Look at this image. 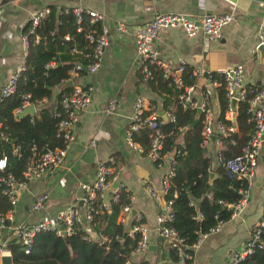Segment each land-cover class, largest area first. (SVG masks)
I'll return each mask as SVG.
<instances>
[{"label": "crops", "instance_id": "crops-1", "mask_svg": "<svg viewBox=\"0 0 264 264\" xmlns=\"http://www.w3.org/2000/svg\"><path fill=\"white\" fill-rule=\"evenodd\" d=\"M49 6L60 11L80 8L101 14L102 24L108 29V45L102 52L101 65L95 73L77 77L74 83L70 79L57 89H72L75 84L90 86L93 92L89 106L78 115L71 129L73 139L68 145L64 165L19 192L12 223L32 224L73 205L82 213L84 207L81 199L85 194L82 187L93 181L98 163L112 158L121 169L114 183L129 194L131 211L134 210L141 217V224L148 233L153 249L144 258L154 264L153 254L169 244V241L159 238L156 218L164 204L163 198L161 202L158 197L160 183L170 168L173 153L169 155L170 161L157 169L145 155L133 152L126 145L125 131L131 118L132 104L137 97L152 106L157 114L168 113L163 110L162 101L149 85L139 78V62L135 58L131 40L119 38L113 27L122 24L133 31L156 14L165 13L182 14L194 21L207 14L229 15L233 21L221 30V39L212 44H205L200 34L187 38L178 29L159 31L155 41L159 58L172 68L181 61L186 68L201 69L207 76H218L221 71L240 65L243 67L245 85L264 90V49L256 50L257 30L264 27V0L9 1L0 6V89L22 63L20 34L27 27L28 16ZM207 76L197 79L195 83L203 84ZM67 82H71L70 86ZM219 90L213 91L209 105L217 118L220 116ZM41 106L55 109L51 102L45 101ZM37 110L34 106V115ZM90 141L93 147L88 146ZM177 143H181V140L178 139ZM211 146L205 156L210 159V174L215 178L213 171L218 168V163L212 142ZM144 181L157 190V199L150 198ZM112 184L110 190L114 189H111ZM40 196L46 197L42 209L36 214L30 213L32 200ZM245 196L243 208L222 224L218 233L202 237L200 243L192 248L191 264H225L230 255L242 251L250 240L251 230L259 223L264 209V143ZM130 221L123 226L126 232L130 229ZM83 229L87 236L95 240L98 238L89 226L83 225ZM131 260L138 261L132 255Z\"/></svg>", "mask_w": 264, "mask_h": 264}, {"label": "trees", "instance_id": "trees-1", "mask_svg": "<svg viewBox=\"0 0 264 264\" xmlns=\"http://www.w3.org/2000/svg\"><path fill=\"white\" fill-rule=\"evenodd\" d=\"M48 8L50 14L40 21L28 37L25 70L17 79L13 95L0 101V159H6L4 173L11 174L16 179L20 178L27 162L32 158V147L35 148L36 155L62 147V141L56 138V127L64 118L58 101L60 96L70 93L71 89L60 91L54 101L52 94L54 89L71 79L70 72L76 64L85 68L92 63L94 44H89L85 36L100 33L99 23L89 24L86 17L81 23V31L76 33L77 25L70 11L58 15L54 7ZM66 36L67 41L64 40ZM73 47L77 54L71 53ZM49 64L53 66L48 67ZM150 70L153 77L147 84L162 101L163 110L173 118V122H162L159 127L163 135L162 153L174 154L171 160L173 176L168 180L163 197L164 203H170L172 214L171 222L166 226L175 231L185 248L184 256L188 259L184 258L182 263L191 264L192 248L198 239L231 218L232 211L227 206L238 202L248 185L243 179L228 177L220 166L213 171L215 178L209 179L210 159L205 156L202 147L201 116L187 107L182 108L177 101L179 92L174 89L170 79L163 77L155 67H150ZM85 74L80 70L77 77ZM183 78L186 84H195L190 69L185 70ZM209 79L220 81L221 76L211 74ZM26 95L38 110L32 118L23 117L18 120L14 111L20 107ZM218 95L219 121L223 122L225 99L221 90ZM42 100L53 103L55 109L50 110L36 104ZM245 111V104L239 105L236 117L238 130L221 141L224 160L239 155L242 144L251 131V123L247 121ZM149 135L148 129L140 130L136 135V141L144 151L147 149ZM178 139L181 143H177ZM130 199L129 194L120 188L117 202L111 203L108 211L93 216L90 230L98 238L105 239L104 243L97 239L87 241L83 225L79 224L65 237L56 236L52 232L37 234L27 255L14 243H9L6 251L13 264H152L145 258L138 262L131 260L139 235L128 237L125 227L116 223L120 208L130 205ZM8 209V203L0 195V213H6ZM136 224L135 220L130 221V227ZM255 231H258V239L252 254L239 264H264V225L253 228L250 235L253 236ZM148 254L151 252L146 255ZM153 256L154 264L180 263L178 250L170 243L163 245Z\"/></svg>", "mask_w": 264, "mask_h": 264}, {"label": "built area", "instance_id": "built-area-1", "mask_svg": "<svg viewBox=\"0 0 264 264\" xmlns=\"http://www.w3.org/2000/svg\"><path fill=\"white\" fill-rule=\"evenodd\" d=\"M69 11L73 15L75 24L77 25L76 33L81 31V23L85 17L89 24L99 23L100 33L98 35L88 34L85 36L89 44H94V47L92 63L84 69L86 74H93L100 68L102 52L108 45V29L102 24L103 16L95 11L80 8L66 9L64 11L55 9L58 15L66 14ZM49 14L50 9L44 8L32 12L28 16L27 27L20 34L21 56L23 60L13 70L11 75H9L0 89V101L13 95L17 79L25 70L24 60L28 53V37L33 33L40 21L45 19ZM232 21L233 19L229 15L214 16L207 14L203 15L199 20L194 21L182 14L165 13L156 14L150 21L136 27L133 31L122 24H116L113 27V31L119 38H128L131 40L135 58L139 62V74L142 82L147 83L152 79L153 76L150 67H155L161 72L163 77L170 79L174 89L179 92L177 101L182 105V108L187 107L195 111V113L198 112V115L201 116L202 127L200 136L202 138L204 154H207L206 152L212 148L211 138L213 137V145L216 148L214 150L215 157L218 166L225 171L228 177L243 179L248 185L254 175L260 158V149L264 143V90L245 85L244 71L240 65L221 71L220 81L210 80L209 76H207L208 78L201 85L196 83L188 85L183 78V74L187 69L185 64L178 61L175 67L168 66L160 60L158 50L155 46L158 32L163 29H178L187 38H192L200 34L205 44L216 43L221 39V30ZM64 40L67 41L68 37H64ZM259 47H264V27H260L257 30L256 50ZM71 53L77 54L75 47L72 48ZM47 66L52 67L53 64ZM82 69L80 65L76 64L70 72L71 80L77 77V72ZM190 75L196 81L197 79H202L205 73L201 69H190ZM72 82L74 83V80ZM215 89H221L225 99L223 122L219 121V118L214 115L209 106L210 101L213 99V91ZM92 92L93 88L90 86L74 84L70 93L60 96L58 106L62 110L64 118L56 127V138L62 141V147L46 150L39 155L34 153L35 148L32 147V158L27 162L20 178L16 179L11 174H5L6 159H0V195L9 205L6 213H0V255L9 254L6 251L9 243L18 245L23 254L27 255L37 234L52 232L56 236L62 237V232H64L65 236H68L71 234L74 226L79 224L89 226L93 221L94 215L102 211H108L110 204L117 202L120 188L115 187L113 190H110V185L111 183L117 182L121 169L115 165L112 158H109L96 165L93 181L90 185H84L82 187L85 191L81 199V204L84 207L82 213L77 210L76 205H73L66 207L52 217H42L39 221L32 224L14 225L12 223L13 211L17 204L19 192L26 190L31 183L41 180L47 174L52 173L64 165L68 145L73 139L71 129L76 124L78 115L84 112L89 106ZM45 101L42 100L36 104L40 106ZM241 104H245L246 106L245 113L248 116L247 121L251 123V131L244 140L239 155L232 159L224 160L221 154V141L237 132L236 117L238 107ZM30 106L34 107L35 105L29 102V96L26 95L23 97L20 107L14 111V115L17 116L21 111ZM165 116L167 118L166 122H173L170 114H165ZM161 124L162 121L156 110L142 98L137 97L132 104L131 118L125 131V143L133 152L139 155H145L148 161L157 169H161L163 165L170 161V153H162L163 135L159 130ZM143 129H148L150 132L146 151L136 141L137 133ZM88 146L93 147V142L90 141ZM172 176L173 170L170 165V168L160 183L159 192L162 193L163 197L168 187V180ZM143 184L150 198L157 199V190L148 185V183H145V181ZM245 193V191L242 192V197L238 202L227 206L232 211L231 217L238 213L245 205ZM45 199L46 197L44 196L35 197L29 208L30 213L36 214L40 212ZM130 202H132L131 199ZM95 203L96 206H94ZM130 214L131 204L122 206L116 218V223L119 226H124L129 220L136 221L137 224L132 225L126 234L128 237H132L133 234L139 235L131 255L140 261L149 252V237L145 227L142 224H138L141 221L140 215L135 214L131 219ZM171 219L170 203H164L162 210L156 218L159 226L158 236L163 240L169 241L175 247L173 242L176 241L181 244V241L177 238L175 231L166 226V224L171 222ZM263 225L264 209L256 227L260 228ZM221 226L222 224H218L214 229L210 230L209 234L218 233ZM206 235L201 236L193 247L197 246L200 243V239ZM257 235L258 231H255L253 236L250 235V240L246 243L244 249L230 255L225 264H239L251 255L255 241L258 239ZM93 240H95L94 237L87 236V241ZM97 241L104 243L105 239L97 238ZM178 257L180 258L179 264H183L182 260L184 258L188 259L179 250Z\"/></svg>", "mask_w": 264, "mask_h": 264}, {"label": "water", "instance_id": "water-1", "mask_svg": "<svg viewBox=\"0 0 264 264\" xmlns=\"http://www.w3.org/2000/svg\"><path fill=\"white\" fill-rule=\"evenodd\" d=\"M9 1H12V0H0V6L3 5V4H5V3H7V2H9ZM262 49H264V47H259L257 50L260 51V50H262ZM82 70H83V72H85V69H84V68H83ZM206 76H207V75H205V77H206ZM70 84H71V82H67V85L70 86ZM59 92H60V91H58L57 89H54V91H53V95H52V99H53V100L56 99V97L58 96ZM197 114H198V112H197ZM158 115H159V117H160V119H161V121H162L163 123H165V122L167 121V118H166V116H165L164 113L160 112V113H158ZM33 116H34V107H33V106H30V107L26 108L25 110L21 111V112L16 116V118H17L18 120H20V119H22L23 117H30V118H32ZM1 140H2V138L0 137V141H1ZM213 141H214V138L212 137V138H211V142H212V144H213ZM173 156H174V154H172L171 158H173ZM212 177H213V175L210 174V175H209V179L211 180ZM117 186H118V184L113 183L112 186H111V189H113V188H115V187H117ZM158 197H159V200L162 202L163 195H162L161 192L158 193ZM134 215H135V211L132 210V211H131V215H130L131 219H132V217H133ZM83 223H84V222H83ZM61 229H63V227H61ZM62 237H65L64 232H62ZM173 244H174V246H175V247H176V248H177L182 254H184L185 248H184L183 245L177 243L176 241H174ZM149 251H150V252L153 251L152 247H149ZM0 264H13L10 255H9V254H3V255H0Z\"/></svg>", "mask_w": 264, "mask_h": 264}]
</instances>
